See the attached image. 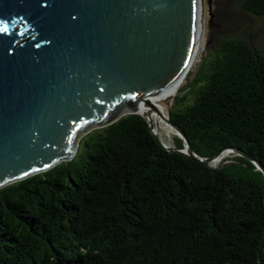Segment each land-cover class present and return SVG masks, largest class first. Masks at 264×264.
Here are the masks:
<instances>
[{"label": "trees", "instance_id": "16d2710c", "mask_svg": "<svg viewBox=\"0 0 264 264\" xmlns=\"http://www.w3.org/2000/svg\"><path fill=\"white\" fill-rule=\"evenodd\" d=\"M233 3L264 17V0ZM221 28L207 27L167 112L195 153L227 144L264 166V45ZM76 150L2 184L0 264H264V173L252 159L213 166L167 149L136 112L90 128Z\"/></svg>", "mask_w": 264, "mask_h": 264}, {"label": "water", "instance_id": "95a60500", "mask_svg": "<svg viewBox=\"0 0 264 264\" xmlns=\"http://www.w3.org/2000/svg\"><path fill=\"white\" fill-rule=\"evenodd\" d=\"M204 4L210 10V0H0V187L72 158L90 128L129 112L146 117L145 103L156 110L150 99L199 54ZM164 119L183 141L167 145L150 126L167 149L215 166L227 148L264 173L240 147L195 153Z\"/></svg>", "mask_w": 264, "mask_h": 264}, {"label": "rangeland", "instance_id": "374dc122", "mask_svg": "<svg viewBox=\"0 0 264 264\" xmlns=\"http://www.w3.org/2000/svg\"><path fill=\"white\" fill-rule=\"evenodd\" d=\"M210 4V10L208 9V5L207 7L205 6V4L203 5V27L201 29L203 31V40L200 43L201 45L199 49V54H197L196 59L193 60L190 68L188 69L189 74L198 65L201 55H204L205 53V41L208 36L207 27H209L210 24H216L218 28L222 27L221 29H228L230 27L241 28L243 26V30L244 32H246L247 36L257 42V44L264 45V17H261L260 15L254 16L244 11H239L236 8V5H234L233 0H210ZM185 81H183L182 84H184ZM171 102L172 101L169 102L168 108ZM174 136H177V134H173L172 132L171 135L166 138L168 141H170L172 145L174 141ZM235 154H237L236 151L232 150L228 153V155L226 154V156L233 157V155Z\"/></svg>", "mask_w": 264, "mask_h": 264}, {"label": "bare ground", "instance_id": "6f19581e", "mask_svg": "<svg viewBox=\"0 0 264 264\" xmlns=\"http://www.w3.org/2000/svg\"><path fill=\"white\" fill-rule=\"evenodd\" d=\"M202 9H203V6H202ZM202 27H203V25H202ZM202 27H201V29H202ZM189 68H187L186 73L188 72ZM186 73H185V75H186ZM181 81L174 82L172 84L171 88L164 89L163 93L161 94L162 96L159 95V96H157V98L155 97V98L150 99V102L156 106V110L153 109V107L151 106L150 103H147V104L145 103L142 107L138 108V110L140 112H142V113L144 112V114L146 115V118L148 120L149 125L152 128V131L155 134H157V137L159 138V140H161L163 143H165L167 145H169L171 143L166 138L169 137L172 132H173V134H176L177 131L172 125H170L166 122L164 117L168 114V112H167L168 104L170 101H172V99H173L172 97H173V95H175L176 88ZM229 152L230 151H228L227 148H224L223 150L218 152V154L215 158L211 159V162L213 164L217 165L219 163V161L224 156H226V154L228 155Z\"/></svg>", "mask_w": 264, "mask_h": 264}]
</instances>
